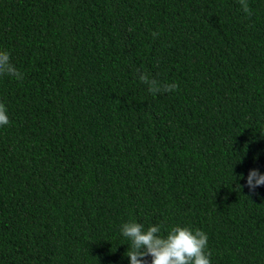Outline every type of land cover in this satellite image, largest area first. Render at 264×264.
I'll use <instances>...</instances> for the list:
<instances>
[{
	"label": "trees",
	"instance_id": "1",
	"mask_svg": "<svg viewBox=\"0 0 264 264\" xmlns=\"http://www.w3.org/2000/svg\"><path fill=\"white\" fill-rule=\"evenodd\" d=\"M0 48V264H128L130 219L264 264V0H0Z\"/></svg>",
	"mask_w": 264,
	"mask_h": 264
},
{
	"label": "clouds",
	"instance_id": "2",
	"mask_svg": "<svg viewBox=\"0 0 264 264\" xmlns=\"http://www.w3.org/2000/svg\"><path fill=\"white\" fill-rule=\"evenodd\" d=\"M0 74L22 79V73L11 62L9 52L3 48H0ZM137 78L147 85L149 92L161 90V86L145 73L139 72ZM162 87L164 91H172L177 84L172 82ZM8 122L7 111L0 104V126L7 125ZM242 177L250 189L264 185V172L259 169L250 168L246 176L242 174ZM119 232L127 241L125 255L128 264H146L145 256L150 257L148 264H211L206 251L207 233L199 228L174 224L162 230L159 223L145 226L130 219L120 224Z\"/></svg>",
	"mask_w": 264,
	"mask_h": 264
}]
</instances>
